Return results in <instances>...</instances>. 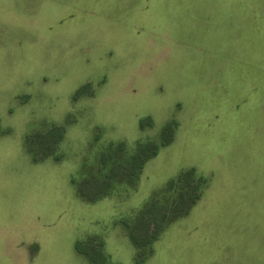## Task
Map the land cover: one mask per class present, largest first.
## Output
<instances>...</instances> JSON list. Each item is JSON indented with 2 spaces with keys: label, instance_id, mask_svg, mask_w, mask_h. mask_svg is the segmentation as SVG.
<instances>
[{
  "label": "rangeland",
  "instance_id": "rangeland-1",
  "mask_svg": "<svg viewBox=\"0 0 264 264\" xmlns=\"http://www.w3.org/2000/svg\"><path fill=\"white\" fill-rule=\"evenodd\" d=\"M77 242L264 264V0H0V264Z\"/></svg>",
  "mask_w": 264,
  "mask_h": 264
},
{
  "label": "trees",
  "instance_id": "trees-1",
  "mask_svg": "<svg viewBox=\"0 0 264 264\" xmlns=\"http://www.w3.org/2000/svg\"><path fill=\"white\" fill-rule=\"evenodd\" d=\"M52 133H54V134L57 133V129L53 128ZM54 134L51 137H49V139L47 140V142H46L47 147H50V148L52 147L51 140L54 138V136H55ZM43 141H44V139H43ZM50 151L47 150L45 152H47V155H48L50 153ZM155 152H156V146L155 145H152L150 148L144 147L143 148V157H146V155H148V153L155 154ZM140 162H141V158L138 160V163H140ZM186 176H188V175L186 174ZM195 199H196V194H193L192 197L190 198V200L194 201ZM135 238H133L134 241H136ZM141 239H143V238H141ZM137 243H138L137 244L138 246H141L142 242L138 241ZM75 249L79 253H86L85 255L88 256V258H89V260H91L92 264H100V263H102V255L101 254L95 253L94 250L93 251H86L85 249L82 248V246L80 245L79 242L75 243Z\"/></svg>",
  "mask_w": 264,
  "mask_h": 264
}]
</instances>
